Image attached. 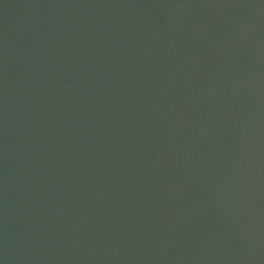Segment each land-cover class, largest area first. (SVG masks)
<instances>
[{"label": "water", "instance_id": "1", "mask_svg": "<svg viewBox=\"0 0 264 264\" xmlns=\"http://www.w3.org/2000/svg\"><path fill=\"white\" fill-rule=\"evenodd\" d=\"M0 264H264V0H0Z\"/></svg>", "mask_w": 264, "mask_h": 264}]
</instances>
